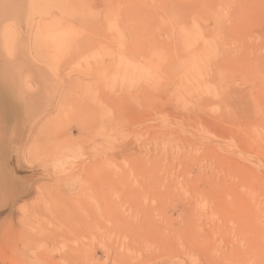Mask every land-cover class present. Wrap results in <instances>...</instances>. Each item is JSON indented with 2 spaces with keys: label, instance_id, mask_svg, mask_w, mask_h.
I'll list each match as a JSON object with an SVG mask.
<instances>
[{
  "label": "rangeland",
  "instance_id": "1",
  "mask_svg": "<svg viewBox=\"0 0 264 264\" xmlns=\"http://www.w3.org/2000/svg\"><path fill=\"white\" fill-rule=\"evenodd\" d=\"M0 264H264V0H0Z\"/></svg>",
  "mask_w": 264,
  "mask_h": 264
},
{
  "label": "crops",
  "instance_id": "2",
  "mask_svg": "<svg viewBox=\"0 0 264 264\" xmlns=\"http://www.w3.org/2000/svg\"><path fill=\"white\" fill-rule=\"evenodd\" d=\"M4 27H5V25H3L2 30L4 29ZM2 30H1V31H2ZM2 46H3V45H2Z\"/></svg>",
  "mask_w": 264,
  "mask_h": 264
},
{
  "label": "bare ground",
  "instance_id": "3",
  "mask_svg": "<svg viewBox=\"0 0 264 264\" xmlns=\"http://www.w3.org/2000/svg\"><path fill=\"white\" fill-rule=\"evenodd\" d=\"M3 36H5V34H4V35H2V37H3Z\"/></svg>",
  "mask_w": 264,
  "mask_h": 264
}]
</instances>
